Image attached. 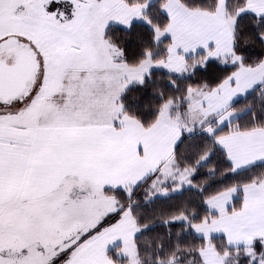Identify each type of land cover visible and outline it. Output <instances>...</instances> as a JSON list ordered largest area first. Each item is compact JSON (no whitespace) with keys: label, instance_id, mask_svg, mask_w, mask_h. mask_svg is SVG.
<instances>
[{"label":"snow or ice","instance_id":"snow-or-ice-1","mask_svg":"<svg viewBox=\"0 0 264 264\" xmlns=\"http://www.w3.org/2000/svg\"><path fill=\"white\" fill-rule=\"evenodd\" d=\"M0 264H264V0H0Z\"/></svg>","mask_w":264,"mask_h":264}]
</instances>
